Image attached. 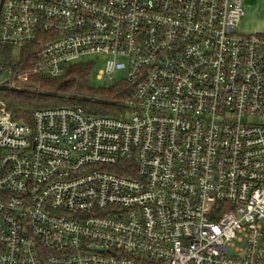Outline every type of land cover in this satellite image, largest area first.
I'll return each mask as SVG.
<instances>
[{"label":"built area","instance_id":"built-area-1","mask_svg":"<svg viewBox=\"0 0 264 264\" xmlns=\"http://www.w3.org/2000/svg\"><path fill=\"white\" fill-rule=\"evenodd\" d=\"M247 0H0V44L57 77L101 56L126 111L0 107V264H264V29ZM13 88H17L16 86ZM239 243V245H236Z\"/></svg>","mask_w":264,"mask_h":264},{"label":"trees","instance_id":"trees-1","mask_svg":"<svg viewBox=\"0 0 264 264\" xmlns=\"http://www.w3.org/2000/svg\"><path fill=\"white\" fill-rule=\"evenodd\" d=\"M13 53L11 47L0 44V80L5 75L1 66L8 68L17 61L16 67H12L14 72L28 67L31 55L26 48H20L16 57ZM94 64L90 59L76 61L57 77L24 75L17 79L18 88L0 85V101L12 119L28 123L36 109L45 107L79 105L87 114L102 116L125 113L130 85L119 81L104 89L92 88L89 80Z\"/></svg>","mask_w":264,"mask_h":264},{"label":"rangeland","instance_id":"rangeland-1","mask_svg":"<svg viewBox=\"0 0 264 264\" xmlns=\"http://www.w3.org/2000/svg\"><path fill=\"white\" fill-rule=\"evenodd\" d=\"M262 29H264V0H247L242 30L246 33H257ZM13 57H16V54L14 55L13 53ZM87 59L93 60L95 63L89 80V84L92 88H107L112 84L119 82L121 78L124 77V72L120 71L114 72L111 80L105 76L99 78L98 75L103 67L105 58L101 56H89ZM0 85L12 88L13 86H16L17 88L20 86L18 85L17 80L14 82L12 80H8L5 83H0ZM0 107H3L1 103ZM236 245H239V243H236Z\"/></svg>","mask_w":264,"mask_h":264}]
</instances>
